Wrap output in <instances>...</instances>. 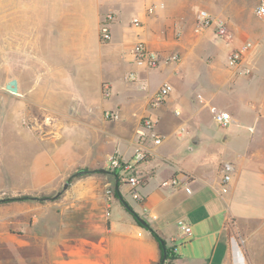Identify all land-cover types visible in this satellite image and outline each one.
<instances>
[{
    "label": "crops",
    "instance_id": "1",
    "mask_svg": "<svg viewBox=\"0 0 264 264\" xmlns=\"http://www.w3.org/2000/svg\"><path fill=\"white\" fill-rule=\"evenodd\" d=\"M261 1L0 0L4 65L21 69L18 92H0L9 99L0 102V264H264ZM201 9L227 33L197 31ZM110 12L112 39L103 42ZM138 41L179 60L148 68L131 54ZM165 83L172 95L151 107ZM213 108L234 121L220 127ZM108 110L118 117L106 119ZM144 116L162 142L146 141L145 182L132 189L114 178L109 157L132 158ZM226 162L232 179L222 193ZM99 168L109 172L75 176L60 190L77 170ZM112 185L120 197L108 200Z\"/></svg>",
    "mask_w": 264,
    "mask_h": 264
},
{
    "label": "built area",
    "instance_id": "2",
    "mask_svg": "<svg viewBox=\"0 0 264 264\" xmlns=\"http://www.w3.org/2000/svg\"><path fill=\"white\" fill-rule=\"evenodd\" d=\"M256 15L264 20V0H262L255 9ZM115 18V14L110 12L107 14L106 19L102 22L100 28V38L103 42H109L112 39V21ZM135 23L139 20L134 19ZM211 26H214L217 33L221 36L227 33V24L223 19L215 17L206 9H201L198 12V17L196 21V30L203 31ZM252 43L246 42L240 48H237L231 52L229 55V65L238 66L245 53L250 49ZM131 54L133 59L139 63L145 64L148 68L154 69L158 68L162 61H178L179 57L177 54L171 55L167 58H163L161 54L151 49L146 42L138 41L133 44L131 48ZM173 92V86L170 83L163 84L156 94L150 99L149 105L151 107H157L161 105ZM179 113V112H177ZM213 115L220 127H228L233 121V117L230 112L213 108ZM105 117L108 120L116 119L118 117L117 113L111 110L105 112ZM156 120L150 116H144L141 118V126L138 130V140L134 145L133 156L129 160L122 159L119 155L114 154L109 157V167L113 171L119 172L122 177L125 176V181L131 186L132 189L139 188L145 182V174L139 169V164L146 161L150 151L146 146V141L151 139L155 144H160L162 142V135L156 129ZM233 165L232 163H223L221 166L222 172V182H221V192L226 193L229 189V183L232 179ZM173 184L178 182V178H173L171 180ZM188 192L191 191L189 187L186 188ZM108 200L114 196L111 189L107 190ZM137 197L139 195L137 194ZM178 228L185 234H190L192 232V227L185 218H179L177 220ZM233 239V238H232ZM235 238L233 239V241Z\"/></svg>",
    "mask_w": 264,
    "mask_h": 264
},
{
    "label": "rangeland",
    "instance_id": "3",
    "mask_svg": "<svg viewBox=\"0 0 264 264\" xmlns=\"http://www.w3.org/2000/svg\"><path fill=\"white\" fill-rule=\"evenodd\" d=\"M6 57L9 59V57H10L9 52L7 53V56H6V53L5 52H1V50H0V92L2 90H7L5 88L6 83L10 79H12V77H14L15 75H18V73H20V70H21V69H18L17 67L14 68V67H10V66H5L4 63L6 62V59H7ZM171 95H172V93H171ZM5 100L8 101L9 99L8 98H4V95L0 94V102L1 101H5ZM172 107H173L172 108V110H173L172 112H175L176 111L175 109L177 107V104H174ZM7 112L9 114V110H7ZM184 118H185L184 114H182L180 116H177V119H178L177 120L178 121L177 122V125H180V124L181 125L182 124L185 125L183 123L184 122ZM185 136H188V135H185ZM174 137L175 138H178L177 133L174 134ZM198 148H199V146L197 147V150H199ZM123 177L125 178V176H123ZM114 178H117V176H115V174H114ZM118 179H119V176H118ZM118 182L120 183V181H117L116 183H118ZM112 186H109L108 188L111 189L112 192L115 194V189L116 188H115V186H113V187ZM60 190H64V184L61 186ZM43 195H45V194H43ZM107 207H108V205H107Z\"/></svg>",
    "mask_w": 264,
    "mask_h": 264
},
{
    "label": "water",
    "instance_id": "4",
    "mask_svg": "<svg viewBox=\"0 0 264 264\" xmlns=\"http://www.w3.org/2000/svg\"><path fill=\"white\" fill-rule=\"evenodd\" d=\"M5 88L10 91V92H13V93H17L18 92V80L16 78H13L11 80H9L6 85H5ZM89 172H103V173H106V172H109L107 169L105 168H99V169H94V170H88V169H79L77 170L75 173H73L67 180V182L65 183L64 185V189H66L71 181V179L75 176H78V175H82V174H86V173H89ZM137 219L143 223V224H146L145 220L142 219L141 217L137 216Z\"/></svg>",
    "mask_w": 264,
    "mask_h": 264
},
{
    "label": "trees",
    "instance_id": "5",
    "mask_svg": "<svg viewBox=\"0 0 264 264\" xmlns=\"http://www.w3.org/2000/svg\"><path fill=\"white\" fill-rule=\"evenodd\" d=\"M112 173L115 174V176H117V179H118L119 173H118L117 171H112ZM118 184H119V182H118ZM114 196H116V197H118V198L120 197V192H119V190L115 189V194H114ZM163 251H164V253L166 254L167 258L171 257V255L169 254V251H167L165 248H163ZM159 264H160V263H159Z\"/></svg>",
    "mask_w": 264,
    "mask_h": 264
}]
</instances>
